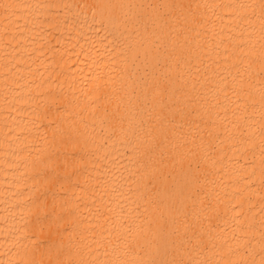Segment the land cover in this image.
Listing matches in <instances>:
<instances>
[{"label": "bare ground", "instance_id": "6f19581e", "mask_svg": "<svg viewBox=\"0 0 264 264\" xmlns=\"http://www.w3.org/2000/svg\"><path fill=\"white\" fill-rule=\"evenodd\" d=\"M0 264H264L261 0H0Z\"/></svg>", "mask_w": 264, "mask_h": 264}, {"label": "snow or ice", "instance_id": "6c2138e0", "mask_svg": "<svg viewBox=\"0 0 264 264\" xmlns=\"http://www.w3.org/2000/svg\"><path fill=\"white\" fill-rule=\"evenodd\" d=\"M261 7L264 9V0H261Z\"/></svg>", "mask_w": 264, "mask_h": 264}]
</instances>
